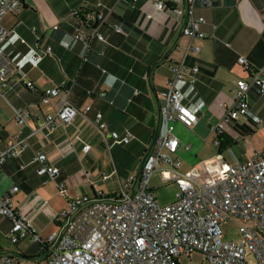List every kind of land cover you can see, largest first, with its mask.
<instances>
[{"label":"crops","instance_id":"1","mask_svg":"<svg viewBox=\"0 0 264 264\" xmlns=\"http://www.w3.org/2000/svg\"><path fill=\"white\" fill-rule=\"evenodd\" d=\"M162 1L168 4L164 11L151 0H24L20 12L4 16L2 27L12 33L2 49L19 70L12 76V87L0 94V148L18 136L31 137L20 158L0 167V194L19 187L11 194L13 207L33 222L43 239L60 229L58 218L71 202L99 194L115 197L128 178L141 171L174 64L189 69L178 88L199 119L191 129L176 124L181 146L175 158L182 161V172L219 157L233 166L264 154V94L256 87L249 93L248 114L228 121L220 146L214 132L235 107L238 81H251L254 69L264 70V0H222L214 5L198 0L196 14L206 19L205 39L185 36V20L174 14L173 0ZM74 12L80 16L74 17ZM95 12L106 16L101 29L106 42L87 46L76 41L74 33L83 28L81 17ZM49 47L52 54L46 55ZM35 55L42 57L39 62ZM240 57L252 68L241 65ZM194 67L200 69L197 74ZM62 87L71 90L68 101L81 113L71 124L32 135V129L43 126L46 116L66 100L60 96L43 105L44 93ZM102 93L105 98L99 97ZM87 107L91 110L85 113ZM15 109L29 110L30 127L18 124ZM98 114L107 133L130 136V143L110 148L96 125ZM86 145L91 146L88 152ZM38 153H46L60 169L56 178L39 175ZM60 185H65L64 194ZM6 224L0 217V232ZM9 230L10 224L4 228Z\"/></svg>","mask_w":264,"mask_h":264},{"label":"built area","instance_id":"2","mask_svg":"<svg viewBox=\"0 0 264 264\" xmlns=\"http://www.w3.org/2000/svg\"><path fill=\"white\" fill-rule=\"evenodd\" d=\"M137 4L141 0H132ZM153 1L156 9L164 11L168 6L162 0ZM214 5L222 0H203ZM198 0H173L171 9L177 17L185 20L183 34L191 39H205L202 31L206 23L204 17L196 14ZM24 0H0V94L13 85L12 76L19 70L4 54L3 43L11 35L2 27L8 13L20 12ZM74 17L80 16L78 12ZM83 28L74 33V39L87 46L98 40L106 42L101 29L106 23L102 13H88L81 17ZM57 29V27H56ZM116 32L123 33L121 27ZM198 52V48H193ZM52 54V47L45 53ZM40 55L33 57L35 62ZM239 63L252 68L245 57ZM174 77L167 82L162 92L164 104L159 110V122L152 145L146 155L141 171L131 175L121 192L112 198L104 199L84 196L70 203L58 221L60 229L49 238L37 234L32 221L19 215L11 202V194L19 187H13L9 194H0V217L11 223L8 235L13 244H20L31 237L41 245L48 264H182L181 259L200 254L205 264H264V154L236 165H226L221 157L211 163H203L182 172V161L175 158L181 143L175 134L176 124L193 128L198 116L183 102V93L178 83L185 79L189 71L183 64L172 65ZM199 67L192 72L197 74ZM236 104L215 128L216 145H221L229 120H237L249 112V93L256 87L264 94V70L254 69L251 81H238ZM35 91L33 83L27 84ZM71 90L54 88L43 95V105L53 99L65 97V103L57 112L48 114L46 122L32 135L54 131L60 124H71L81 111L72 105L68 98ZM93 95V92H89ZM106 94L99 95L105 98ZM91 107L85 109L88 113ZM15 119L22 127H30L29 110L15 109ZM96 125L103 133L107 145H127L130 136L122 137L118 132H106L103 115L98 114ZM31 137V136H30ZM30 137L21 136L11 140L5 149L0 148V167L9 160L20 158L29 147ZM112 140V144L110 141ZM90 145L84 147L88 152ZM190 148L187 147V150ZM35 162L39 164V175L56 178L60 169L53 166L46 153H38ZM159 174L166 185L176 182L179 191L176 201L161 205L151 187L152 178ZM60 192H66L60 185ZM238 219L242 239L237 242H224L223 226L230 220ZM0 264H19L17 257L8 253L0 254Z\"/></svg>","mask_w":264,"mask_h":264},{"label":"rangeland","instance_id":"3","mask_svg":"<svg viewBox=\"0 0 264 264\" xmlns=\"http://www.w3.org/2000/svg\"><path fill=\"white\" fill-rule=\"evenodd\" d=\"M151 187L153 188V192L161 205L165 206L176 201V195L179 191V186L176 182H170L163 185L160 175H156L152 178ZM9 224L10 230L8 232L10 233L11 223L9 222ZM9 224H6L5 227H3V232H0V246L2 248V252L17 257L19 264H48V261L41 250V245L39 243H35L31 237L22 241L18 245L12 243L7 236L8 232L4 231V228L8 227ZM242 226V222L238 219L230 220L227 224H225L223 226L224 242L240 241L242 239V234L240 232ZM25 257H33V259H26ZM181 263L205 264V261L202 255L194 254L191 257L182 258Z\"/></svg>","mask_w":264,"mask_h":264},{"label":"trees","instance_id":"4","mask_svg":"<svg viewBox=\"0 0 264 264\" xmlns=\"http://www.w3.org/2000/svg\"><path fill=\"white\" fill-rule=\"evenodd\" d=\"M28 258L33 259V257H28Z\"/></svg>","mask_w":264,"mask_h":264},{"label":"water","instance_id":"5","mask_svg":"<svg viewBox=\"0 0 264 264\" xmlns=\"http://www.w3.org/2000/svg\"><path fill=\"white\" fill-rule=\"evenodd\" d=\"M26 259H30V258H27V257H25Z\"/></svg>","mask_w":264,"mask_h":264}]
</instances>
